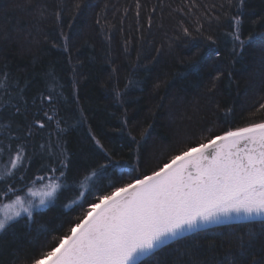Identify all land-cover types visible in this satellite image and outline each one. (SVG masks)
Wrapping results in <instances>:
<instances>
[{
  "label": "snow or ice",
  "instance_id": "obj_1",
  "mask_svg": "<svg viewBox=\"0 0 264 264\" xmlns=\"http://www.w3.org/2000/svg\"><path fill=\"white\" fill-rule=\"evenodd\" d=\"M226 3L231 55L238 58L247 47L258 46L264 76V30L245 36L246 0ZM26 4L31 5V0ZM97 6L94 0H72L67 27L71 29L78 17ZM141 8L136 0L137 17ZM124 11L127 15L128 9ZM39 15H44V9ZM54 15L60 22L62 46L68 51L70 36L62 26L63 5ZM252 23L264 25V15ZM96 24L104 27L99 13ZM183 32L191 35L187 27ZM207 39L216 43L211 36ZM193 55L197 58L189 61L192 70H199L201 59L212 61L216 74L209 90L216 89L225 72L212 58L219 59L221 52L201 54L197 50ZM45 75L55 85L54 74ZM226 75L231 79L230 71ZM0 77V119L5 121L0 126L11 133L7 147L0 146V154L7 155L0 169V253L7 247L6 237L18 226L31 229L38 215L48 214L59 203L70 210L65 216L77 209L80 214L65 220L67 230L63 225L47 230L52 242L31 257L30 264H264V96L252 102L253 111L244 125L219 133L209 128L194 144L185 142L169 153L150 173L133 175L136 169L114 159L118 154L106 147L83 109L75 124L61 127L65 121L58 118L55 104L63 98L62 92L54 96L55 87H51L30 102V81L13 79L7 71H0ZM76 83L74 75L73 94ZM138 87L137 80L127 78L123 90L114 89L116 102L123 109L117 130H127L130 143L135 145L130 152L137 161L147 130L131 124L125 98ZM34 105L39 107L32 111ZM222 111L227 123L233 108L225 105ZM53 122L55 147L49 140L39 143L38 151H30L34 136ZM81 124L87 125L85 143L74 153L63 134ZM136 131L139 139L133 134ZM36 159L41 163L33 172ZM125 176L131 179L124 181ZM102 178L107 179L106 186H102ZM214 232L224 239L209 240L208 234ZM0 264L8 262L0 260Z\"/></svg>",
  "mask_w": 264,
  "mask_h": 264
},
{
  "label": "trees",
  "instance_id": "obj_2",
  "mask_svg": "<svg viewBox=\"0 0 264 264\" xmlns=\"http://www.w3.org/2000/svg\"><path fill=\"white\" fill-rule=\"evenodd\" d=\"M94 2L98 6L86 16L78 17L69 29L72 0H31V5L26 0H0V71L9 72L13 79L30 81V102L32 97L51 87H55L54 96L62 92L63 98L55 104L58 118L65 121L61 127L75 124V117L83 109L88 123L106 147L118 154L114 159L135 168L133 175H141L150 173L185 142L194 144L207 129L219 133L247 122L253 111L252 102L264 96V76L259 66L261 51L253 46L247 47L238 58L231 55L232 40L226 35L231 31L230 20L225 16L229 11L226 0H140L139 17L136 0ZM246 3L245 36L264 30V25L252 23L264 15V0H246ZM61 5L63 30L70 36L68 51L62 46L60 22L54 15ZM41 9H44L43 16L39 15ZM125 9H128L127 15ZM97 13L103 28L96 24ZM184 27L189 29L190 36L184 34ZM208 36L216 43L209 41ZM53 43L59 46L53 47ZM197 50L201 54L221 52L219 59L214 56L212 59L225 72V77L212 91L209 89L216 74L212 61L201 59L199 70H192L190 66L189 61L197 58L193 55ZM229 71L231 79L226 75ZM46 73L54 74L55 85ZM127 78L139 82V87L132 88L125 98L128 119L139 130H147L139 161L130 152L135 145L130 143L127 130H117L123 109L116 102L114 89L123 90ZM225 105L233 108L227 123L222 111ZM36 107L39 105H34L32 111ZM3 123L0 119V124ZM86 132L87 125L81 124L63 134L74 153L85 143ZM133 134L139 139L138 131ZM10 135L0 126V146L7 147ZM56 139L53 122L34 136L29 150L38 151L36 146L49 140L54 148ZM6 160V153L0 154V169ZM40 163L39 159L33 161V172ZM130 179L124 177V181ZM107 183L102 178V186ZM68 211L58 203L48 214L38 215L31 229L18 226L14 234L6 237L8 244L0 253V260L8 264H30L31 257L51 244L52 235H46L47 230L61 225L67 230L65 220L80 214L77 209L65 216ZM213 238L217 242L224 239L218 232L208 234L209 240Z\"/></svg>",
  "mask_w": 264,
  "mask_h": 264
}]
</instances>
